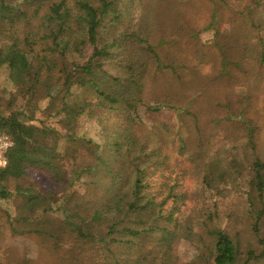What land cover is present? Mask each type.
Instances as JSON below:
<instances>
[{"label":"trees","instance_id":"trees-1","mask_svg":"<svg viewBox=\"0 0 264 264\" xmlns=\"http://www.w3.org/2000/svg\"><path fill=\"white\" fill-rule=\"evenodd\" d=\"M246 7L250 11L239 10L232 20L253 29L246 28L242 36L235 34L232 48L223 44L221 56L225 62V54L231 50L228 53L235 56L238 68L248 73L247 65L264 66V37L260 34L264 26L255 27L254 20H249L264 11V0ZM31 16L40 22L36 32L25 30ZM129 20L130 9L121 0H0V50L17 42L12 59L5 64L6 79L20 80L25 86L23 106L0 115V135L10 136L14 143L7 166L0 167V200L14 197L9 184L24 179L29 168L47 172L54 184L47 191L32 186L17 190L21 203L12 229L17 231L13 224L24 225L20 233H33L39 252L37 258L17 260L16 264H173L179 244L195 238L203 243L208 238L214 264H256L264 252L257 256L248 250L241 263L243 253L236 236L207 226L212 214H199L193 221L182 218L188 202L202 197L199 191H186L185 182L196 177L198 187L212 192L217 189L213 186L217 179L231 181L233 173L227 161L219 160L215 167L204 165L201 154L186 156L189 150L184 135L173 145L144 136L142 110L158 114L171 109L193 115L189 104L174 103L182 99V93H166L167 99L155 103L144 101L150 55L161 68L174 70L176 64L161 61L148 31ZM49 80L53 93L46 96L50 101L43 108L34 101L38 86ZM167 84L170 90L176 86L187 89L181 82ZM82 92L92 95L83 98ZM41 114L56 117L59 127L45 123ZM103 114L104 119L111 116L112 122L111 128H105V142L87 133L78 135L85 118ZM255 120L254 114L240 112L223 116L222 122L235 121L248 131L253 189L262 197L264 162L253 142ZM80 149L96 160H105L108 166L103 170L88 164L66 166L69 160L78 159ZM226 153L231 155L228 148ZM229 161L232 166L235 155ZM102 177L106 183L99 192ZM159 178L162 181L154 192ZM81 188L89 205L74 208ZM53 214L61 217V232L42 223L44 216ZM263 214L264 209L254 221L257 236ZM153 244L156 251L147 246Z\"/></svg>","mask_w":264,"mask_h":264},{"label":"rangeland","instance_id":"rangeland-1","mask_svg":"<svg viewBox=\"0 0 264 264\" xmlns=\"http://www.w3.org/2000/svg\"><path fill=\"white\" fill-rule=\"evenodd\" d=\"M254 1L256 2V0H121V3L130 9L131 24L139 23L143 30L150 34L149 40L155 46V52L160 54L161 61L176 64L174 70L171 67L161 68L155 57L150 55L144 81V101L149 104L155 103L162 98L167 99L169 96H166V93H182V99L174 103H178L179 106L189 104L188 109L193 115H183L180 110L171 109H163L158 114L142 110L140 113L143 118L142 127L146 130L144 136L173 145L178 137L184 135L189 150L186 156H191V153L201 154L204 165L212 164L215 167L219 160L223 163L227 161L233 173L231 181L217 179L213 185L217 188L214 191L206 192L201 186L198 187L196 177L184 183L186 191H199L202 197L199 201L188 202L182 218H191L189 221H193L199 214L207 216L212 214V220L207 222L206 219L204 224L207 222L209 228L226 229L236 236L243 253L241 263L246 258L248 250L254 251L257 256L264 252V214L258 236L253 229L255 218L264 209V195L260 197L257 190L253 189L254 179L250 164L253 152L248 145V131L235 121L223 123L222 119L228 114L240 112L244 115L254 114L257 127L253 142L258 157L264 162V66L262 68L254 63L253 66L247 65L249 72L245 73L238 68L235 56L228 53L231 50L225 54V62L221 55L225 49L223 44H226L227 49L232 48L236 42L235 34L242 36L246 28L253 29H250L249 24L243 27L235 24L233 20L239 10H244V14L250 11V6L246 8L244 6L251 5ZM254 14L251 15L254 18L249 20H254L252 22L255 27L258 24L264 26V11ZM39 26L38 17L31 16L26 21L25 30L36 32ZM260 34L264 37V29ZM249 35L251 37V33ZM15 43H11L6 50H0V115L3 116H7L10 110H18L23 106L24 83L20 80L6 79L5 64L13 57ZM177 82L185 84L187 89L182 90L179 86L168 89L167 83ZM50 92L53 93V82L49 80L38 86L34 104H40L43 108L47 106L50 100L45 98ZM79 93L80 91L76 92ZM82 93L83 98L87 99L92 95ZM36 100L41 101L36 103ZM107 117L104 119L103 114L92 119L85 118L79 126L78 135L87 133L93 139L105 142L107 136L105 128L112 127L111 116ZM39 118L48 125L59 127L56 123L57 118L53 115L47 117L46 114H41ZM195 118L198 128L195 126ZM116 124L113 126H117ZM227 148L231 155L226 153ZM172 152L168 153L172 155ZM234 155L236 162L231 166L229 160ZM175 162L174 160V164ZM80 164H88L91 168L99 170L108 166L105 160H96L82 149L79 151L78 159L69 160L66 166L71 168ZM178 173H182L181 168ZM100 180L102 181H99V192L106 183L103 177ZM161 181L159 178L154 183V192L158 191ZM19 186H32L47 191L54 184L49 174L38 168H29L24 179L9 184L15 195L9 200H0V264H16L19 260L22 262L24 259L37 258L39 252L35 235L20 233L25 228L24 225L13 224L17 231L14 232L12 229L13 218L21 203L17 191ZM88 205L89 198L81 188L72 206L76 208ZM42 223L46 224L49 230L56 232L63 230L58 214L44 216ZM203 236L206 238V233L203 232ZM209 244L208 238L204 243L196 238L192 242L182 241L177 248L173 264H214ZM147 246L153 251L157 250L154 244ZM256 264H264V258L258 260Z\"/></svg>","mask_w":264,"mask_h":264},{"label":"built area","instance_id":"built-area-1","mask_svg":"<svg viewBox=\"0 0 264 264\" xmlns=\"http://www.w3.org/2000/svg\"><path fill=\"white\" fill-rule=\"evenodd\" d=\"M14 143L10 136L0 135V167H6L8 164V153L13 148Z\"/></svg>","mask_w":264,"mask_h":264}]
</instances>
